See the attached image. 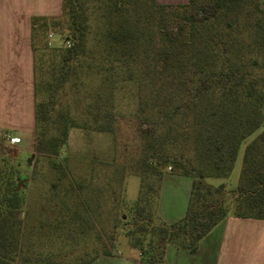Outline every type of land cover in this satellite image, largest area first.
Here are the masks:
<instances>
[{"label":"rangeland","instance_id":"374dc122","mask_svg":"<svg viewBox=\"0 0 264 264\" xmlns=\"http://www.w3.org/2000/svg\"><path fill=\"white\" fill-rule=\"evenodd\" d=\"M80 1L82 8L87 7L91 26L73 73L56 84L54 64L61 58L53 52L71 44L66 13L62 23L44 36L47 45L38 42L36 52L41 83L46 84L39 98L52 102V120L63 111L74 118L76 126L69 128L56 156L37 157L35 145L18 150L12 143L0 142L1 165L29 176L19 187L25 201L16 211L20 243L15 247V237H5L0 241V254L17 248L16 264H94L102 253L159 264L164 246L172 242L150 228L143 230L141 224L162 222L156 196L162 188L178 204L190 195L193 177L186 170L196 159L192 142L195 112L223 108L243 113L258 108L264 118V29L257 35L242 32L261 16L264 24V14L256 13L252 4L235 1L206 22L188 23L173 42L162 28L166 20L182 18L184 9L177 4L162 9L159 5L164 4L157 0H142L145 7L136 15L141 21V39L134 57L127 58L116 73L100 67L98 54L104 48L96 36L103 1ZM252 33L260 45L236 49V35L250 41ZM238 80L243 81L242 87L257 82L262 98L236 88ZM161 112L178 113L168 119ZM182 112H188L186 117ZM214 117L206 115L208 125L204 126H210ZM148 123L154 127L149 135L140 128ZM263 127L244 140L227 178H206L214 185L226 184L227 216L235 209L232 190L241 175L243 149ZM149 139L161 144L160 152L170 157L157 163L160 174L144 181L138 166ZM54 160L60 167L52 166ZM143 192L150 198L138 203L145 210L140 213L136 206ZM113 260L111 264H121Z\"/></svg>","mask_w":264,"mask_h":264},{"label":"trees","instance_id":"16d2710c","mask_svg":"<svg viewBox=\"0 0 264 264\" xmlns=\"http://www.w3.org/2000/svg\"><path fill=\"white\" fill-rule=\"evenodd\" d=\"M102 1L101 20L98 24L99 36H96V41L104 48L98 54L102 62L100 67L102 69L110 67L118 73L119 66L124 65L127 58H132L135 55V46L141 39V21L136 15H139L145 6L141 4L142 0ZM235 1L236 4L240 2L246 5L252 4L256 13L264 14L262 6L264 0H189L188 3L177 4L184 9L182 18L166 20V26L162 28V31L170 41L175 42L182 32H185L188 23L206 22L216 17L224 7ZM173 5L175 4L159 6L163 9ZM82 6L80 0H64V10L61 15L35 16L33 18L37 99L34 145L37 157L58 155L61 146L68 138L69 128L76 126L74 118L63 111L59 112L52 120V102L39 98L45 89L43 84L44 86L46 84L45 82L41 83V69L39 71L40 67L36 60L38 42L44 41L47 32L55 28L60 22L62 23L63 14L68 15L67 23L71 33V44L65 49L54 50L53 52L54 57L59 56L61 58V62L54 64L56 84L62 83L65 77H68V73L70 75L73 73L76 66L75 61L79 60L81 55L80 49H83L87 44L91 20L86 11L87 7L82 8ZM250 24L252 26L247 31L242 32H255L254 34L257 35V32L264 29L262 16ZM251 36V40L246 41L244 38L240 40L239 35H236V49L260 45L253 33ZM47 43L44 41L45 45ZM236 68L233 67L234 71ZM228 77L229 74L225 73V80H229ZM204 83L209 85L207 80ZM249 83V86L244 84L246 87H242L243 81L238 80L236 81V88L245 90L250 96L259 95L262 98L257 82ZM231 102L233 103L234 99ZM257 109L251 108L250 112L243 113L229 112L223 108L219 112H195L196 119L194 118L192 123L195 135L192 142L195 143L196 159L190 161V166L186 170V173L193 177L186 213L183 218L170 224L164 221L156 226L150 224L151 222L141 224L143 230L150 228L153 234H158L162 239L174 243L180 249L191 252L198 250L200 240L227 217L224 206L227 192L226 184L223 182L214 185L209 183L206 178L210 176L227 178L230 175L241 144L247 137L264 126L263 112H257ZM161 113L163 117L172 119L178 112ZM186 114L188 112H182V117H186ZM212 114L215 117L209 121L210 126L205 127L204 117ZM140 128L148 135L154 130V127L149 123L146 126L142 124ZM146 146L147 149L145 147L138 166L144 181L151 174H160L161 170L157 163L165 162L167 157H170V154L166 156L160 152L163 147L161 144L156 145L154 140L149 139ZM155 158L157 162H154ZM173 158H178V156L174 155ZM52 166L58 168L60 164L54 160ZM28 178V175L20 176L16 170L9 169L0 163V241L7 236H13L15 237V247L20 243V231L16 230V226L19 224L16 211L18 212V209L25 204L20 195L19 187L22 185V181ZM232 192L235 196L233 215L264 219V127L246 146L241 175ZM156 196L159 197V193ZM149 198L147 193H142L136 206L138 212L145 211L144 206L140 207L138 203L149 202ZM146 219L144 218V220ZM15 247L11 251L6 249L4 254H0V264H16L14 253L17 248Z\"/></svg>","mask_w":264,"mask_h":264},{"label":"crops","instance_id":"0c3cea01","mask_svg":"<svg viewBox=\"0 0 264 264\" xmlns=\"http://www.w3.org/2000/svg\"><path fill=\"white\" fill-rule=\"evenodd\" d=\"M157 2L181 4L189 0ZM63 10L64 0H0V142L6 141L4 133H10L15 138L12 145L18 150L34 145L36 136L33 18L59 16ZM250 141L243 149V157ZM189 196L178 204L162 188L160 219L170 224L183 218ZM164 250L159 264H264V219L231 213L200 240L195 252L180 249L174 243H168ZM115 255L102 253L92 263L111 264L116 259L121 264H146L137 257Z\"/></svg>","mask_w":264,"mask_h":264},{"label":"built area","instance_id":"2783aa9c","mask_svg":"<svg viewBox=\"0 0 264 264\" xmlns=\"http://www.w3.org/2000/svg\"><path fill=\"white\" fill-rule=\"evenodd\" d=\"M3 137L6 141L11 143L15 140V138L10 133H4Z\"/></svg>","mask_w":264,"mask_h":264}]
</instances>
